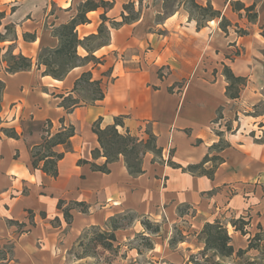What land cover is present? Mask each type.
Segmentation results:
<instances>
[{
	"label": "crops",
	"instance_id": "obj_1",
	"mask_svg": "<svg viewBox=\"0 0 264 264\" xmlns=\"http://www.w3.org/2000/svg\"><path fill=\"white\" fill-rule=\"evenodd\" d=\"M76 1L0 0V248L12 245L1 264H89L71 255L72 246L86 229L108 231L125 213L165 228L184 221L200 230L220 218L227 228L229 219L247 222L249 232L264 228V142L257 141L264 132V0H195L219 13L204 20L183 4L168 11L163 0H93L109 6L89 12L75 31L80 40L97 34L104 15L108 41L91 48L95 63L57 80L43 75L37 59L58 47L53 30L76 15ZM8 49L29 58L30 69L8 73ZM77 54L88 52L78 46ZM224 67L244 79L237 98L226 94ZM88 72L90 82L100 81L102 100L75 89ZM67 97L78 100L70 110ZM116 117H123L119 133L139 141L152 134L161 151L142 156L139 175L123 156L108 173L91 167L106 161L93 125L104 129ZM69 127V145L52 149L63 154L57 176L40 169L44 161L33 168L31 150L42 137Z\"/></svg>",
	"mask_w": 264,
	"mask_h": 264
},
{
	"label": "trees",
	"instance_id": "obj_2",
	"mask_svg": "<svg viewBox=\"0 0 264 264\" xmlns=\"http://www.w3.org/2000/svg\"><path fill=\"white\" fill-rule=\"evenodd\" d=\"M193 7H195L201 14V19L205 18L214 19L219 16L217 11H214L210 5L202 7L197 4L195 0H191ZM109 4L100 1L94 2L93 0H86L84 3H81L78 6L76 15L70 20L69 23L60 25L59 27L53 30V34L59 40V45L55 49H43L40 51L37 59V67L40 69L41 66L44 67L43 75L51 76L54 79L61 80L65 77V75L74 67L82 65L88 62H96V58L92 55L91 47L85 44L87 41H93L102 37L105 33L106 37L104 42L97 45L100 46L103 43L108 41V30L105 26L106 18L105 16H101V24L97 29V34L90 35L85 37L83 40H80L76 33V27L82 24H86L89 22L87 18V14L91 11H95L98 8L102 7L104 9L108 8ZM252 8H246V10H251ZM4 13H0V26L1 19L3 18ZM200 26V23H198ZM221 26H223L221 21ZM112 26H116V24H111ZM6 31L9 33L11 30L10 27L6 26ZM264 34V33H263ZM4 40V36L0 33V42ZM82 46L88 52V55L85 57H80L77 54V47ZM5 57L8 59L6 62V71L10 74L17 73L20 71H26L31 67V60L22 55H14L10 49L5 52ZM223 74L225 79L228 82L226 87V94L229 98H237L239 93V86L244 83V79L241 77L235 76L227 67H224ZM91 73H83L79 80L75 84L79 87L80 84L86 83L88 86L94 88V92L96 96L88 99L91 100H102L104 97L103 91L100 88V81L90 82ZM4 89L3 82L0 81V99ZM78 89V88H77ZM63 106L66 110H70L73 106L78 104V100H73L70 97L64 98ZM123 117L114 118V123L112 125L107 126L104 129H100L99 125L95 123L93 125V132L97 135V140L102 150V156L106 158L105 163L102 166H96L91 163V167L95 171H100L103 173H108L107 165L109 163L115 162L119 156H123L125 165L131 175H139L142 173L141 170V160L142 156L147 152H152L155 156L160 155L161 151L156 147L155 137L152 134L148 135V138L145 141H139L136 137H133L126 132L125 134H121L118 132L117 127L123 126ZM227 129L231 128L227 126ZM5 135L9 137H18L14 129H3L2 130ZM74 130L72 127L67 128L62 132H58L53 136H43L42 142L40 145L36 146L31 150V165L33 168H38L39 163L44 161L43 165L40 169L51 177L57 176V162L63 157V154H58L53 152V147L59 144L69 145V139L73 136ZM264 135V132H263ZM258 142H264L263 139L257 140ZM222 145L217 144L215 147L220 148ZM99 155V150L93 151V156ZM212 159H217L213 157ZM205 160H208L206 157ZM196 167H189V169H194ZM61 202L58 203V207L61 208ZM70 209H64V218L69 221ZM242 221L243 226L247 224L242 219H238ZM112 224V231L120 229L122 226L117 224L115 219H111L109 221ZM143 226H145L148 230L151 229V223L149 220H145L144 222H140ZM231 226L235 228L236 231L242 232V227L237 228L235 222L231 223ZM261 229V227H259ZM159 230V226H155V229L151 230L156 232ZM202 233L205 234V247L207 249H214L222 256L232 255L234 252L233 247L230 245V238L227 235V231L223 228L218 221L214 223H206L202 229ZM246 233L243 231V235ZM259 233H256L253 239H259ZM101 239H106L107 241H113L115 239L113 233L102 232L100 234ZM252 240V239H251ZM251 240H249L248 248H252ZM242 250H238L237 253H241ZM12 254V245L3 246L0 248V264L7 262L10 260ZM9 257V258H8Z\"/></svg>",
	"mask_w": 264,
	"mask_h": 264
},
{
	"label": "rangeland",
	"instance_id": "obj_3",
	"mask_svg": "<svg viewBox=\"0 0 264 264\" xmlns=\"http://www.w3.org/2000/svg\"><path fill=\"white\" fill-rule=\"evenodd\" d=\"M163 1L168 11L183 4L192 15L201 18L200 12L193 7L191 0ZM77 2L79 1L77 0L74 5L75 14L79 6ZM105 37L104 33L99 39L87 41L85 44L91 48L96 47L104 42ZM4 54L3 59L7 60ZM78 90L82 97L90 99L96 96L94 88L86 83L80 84ZM262 137L264 138V135ZM113 219L122 226L120 229L112 231L110 222L108 231L100 227L86 229L70 249L71 255L75 258H84L89 264H264V228L258 227L252 228L250 232L246 231L247 227L245 228L242 221L238 219L228 221L235 222L237 228L243 226L242 232L236 231L232 226L227 228V220L220 218L212 222L218 221L226 229L230 245L234 249L233 254L229 256H222L216 250L205 247V234L202 233V229L206 223L198 230L191 229L184 221L165 228L163 222L155 223L149 220L152 225L148 230L140 223L146 220L145 217L125 213ZM155 226H159V230L151 231L155 229ZM119 230H128V233L123 232V235H120ZM102 232L113 233L115 239L113 241L101 239ZM256 233H259V239H253ZM247 234H249L248 237ZM249 240L253 246L251 249L248 248ZM238 250L242 252L237 253Z\"/></svg>",
	"mask_w": 264,
	"mask_h": 264
}]
</instances>
